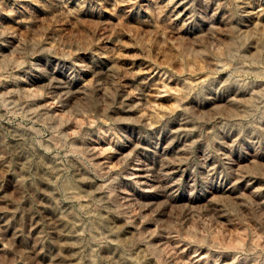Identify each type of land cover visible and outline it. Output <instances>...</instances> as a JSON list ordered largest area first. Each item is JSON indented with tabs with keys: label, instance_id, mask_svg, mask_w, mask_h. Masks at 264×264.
Here are the masks:
<instances>
[{
	"label": "rangeland",
	"instance_id": "1",
	"mask_svg": "<svg viewBox=\"0 0 264 264\" xmlns=\"http://www.w3.org/2000/svg\"><path fill=\"white\" fill-rule=\"evenodd\" d=\"M0 264H264V0H0Z\"/></svg>",
	"mask_w": 264,
	"mask_h": 264
},
{
	"label": "bare ground",
	"instance_id": "2",
	"mask_svg": "<svg viewBox=\"0 0 264 264\" xmlns=\"http://www.w3.org/2000/svg\"><path fill=\"white\" fill-rule=\"evenodd\" d=\"M58 87V86H57Z\"/></svg>",
	"mask_w": 264,
	"mask_h": 264
}]
</instances>
